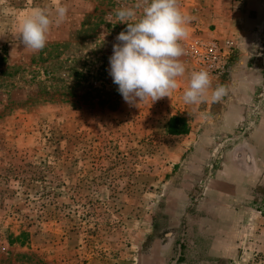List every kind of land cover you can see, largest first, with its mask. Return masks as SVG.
Returning <instances> with one entry per match:
<instances>
[{"label": "rangeland", "instance_id": "374dc122", "mask_svg": "<svg viewBox=\"0 0 264 264\" xmlns=\"http://www.w3.org/2000/svg\"><path fill=\"white\" fill-rule=\"evenodd\" d=\"M179 6L192 18L180 41L179 86L170 97L129 104L109 57L127 28L117 10L135 8L138 18L142 0H0V264H138L168 232L165 199L189 145L169 134L170 122L191 126L192 114H181L196 72L191 44L220 42L204 23L209 7L212 16L222 8L212 0ZM57 7L67 9L59 24ZM35 9L53 20L39 51L19 39ZM252 208L258 230L222 264H264V187Z\"/></svg>", "mask_w": 264, "mask_h": 264}, {"label": "crops", "instance_id": "0c3cea01", "mask_svg": "<svg viewBox=\"0 0 264 264\" xmlns=\"http://www.w3.org/2000/svg\"><path fill=\"white\" fill-rule=\"evenodd\" d=\"M212 1L222 8L218 16L207 9L204 27L213 30L205 34L233 47L229 73L211 80L206 100L182 107L192 121L165 199L168 232L138 264L228 263L258 230L252 205L264 187V0ZM220 86L225 95L213 102Z\"/></svg>", "mask_w": 264, "mask_h": 264}, {"label": "clouds", "instance_id": "9594fccd", "mask_svg": "<svg viewBox=\"0 0 264 264\" xmlns=\"http://www.w3.org/2000/svg\"><path fill=\"white\" fill-rule=\"evenodd\" d=\"M142 6V15L138 18L135 8L117 10L119 22L126 23L127 28L117 35L118 43L113 45L109 57V74L129 104L170 97L179 86L177 77L185 73L179 59L184 54L180 41L188 37L192 18L182 12L179 0H142ZM66 12L65 7H57L55 23L63 22ZM52 24L49 12L33 10L20 26L21 43L32 51L42 50ZM210 87L211 78L206 70L193 72L183 99L186 103H200L207 99ZM225 92V87H217L211 100L218 102Z\"/></svg>", "mask_w": 264, "mask_h": 264}, {"label": "built area", "instance_id": "2783aa9c", "mask_svg": "<svg viewBox=\"0 0 264 264\" xmlns=\"http://www.w3.org/2000/svg\"><path fill=\"white\" fill-rule=\"evenodd\" d=\"M193 58L196 63V72L206 70L210 74L211 80H223L229 73L232 60V50L228 44L218 41L203 42L200 39L191 44Z\"/></svg>", "mask_w": 264, "mask_h": 264}, {"label": "trees", "instance_id": "16d2710c", "mask_svg": "<svg viewBox=\"0 0 264 264\" xmlns=\"http://www.w3.org/2000/svg\"><path fill=\"white\" fill-rule=\"evenodd\" d=\"M179 126V127H178ZM190 132V126L185 119L173 117L170 122L169 134L171 136L179 137L186 136Z\"/></svg>", "mask_w": 264, "mask_h": 264}]
</instances>
